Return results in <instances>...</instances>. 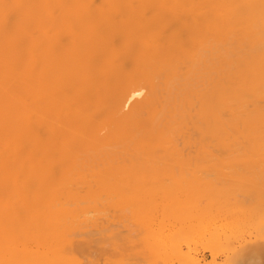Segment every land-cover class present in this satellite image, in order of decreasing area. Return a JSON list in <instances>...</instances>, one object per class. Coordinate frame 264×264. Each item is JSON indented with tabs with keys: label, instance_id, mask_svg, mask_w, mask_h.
I'll use <instances>...</instances> for the list:
<instances>
[{
	"label": "bare ground",
	"instance_id": "obj_1",
	"mask_svg": "<svg viewBox=\"0 0 264 264\" xmlns=\"http://www.w3.org/2000/svg\"><path fill=\"white\" fill-rule=\"evenodd\" d=\"M258 171L264 0H0V264H218Z\"/></svg>",
	"mask_w": 264,
	"mask_h": 264
},
{
	"label": "rangeland",
	"instance_id": "obj_2",
	"mask_svg": "<svg viewBox=\"0 0 264 264\" xmlns=\"http://www.w3.org/2000/svg\"><path fill=\"white\" fill-rule=\"evenodd\" d=\"M263 173L264 172H261V171H258V172H256V174H261V175H263ZM237 192H239V191H237ZM240 193V192H239ZM240 195V194H239ZM261 215L263 216V214H262V212H261ZM261 215L259 214V215H257L256 216V218L254 219V221L253 222H251V221H247L248 223L249 222H251L250 224H248L247 222H246V224L245 223H243V224H245V225H243V226H239L240 228H238L236 225H234V226H236V228L237 229H235V227H231L230 228V231H228V233L230 234H232V235H230V237L229 238H231L230 239V243H232V244H230L229 246H224V245H226V244H224L223 242V245L219 242L218 243V246H216V244H215V246L213 247L215 250H214V252L216 251V253L218 254V258L216 259V263H218V264H224V258H225V255L226 254H230L229 252L231 251H233V250H230V249H232L233 247H235V246H237L238 245V243L240 244V242H242V243H244V242H249V241H253V240H256L257 242H264V217H261ZM261 217V218H257V217ZM263 218V219H262ZM124 221V224L126 223V224H129L130 225V223H128V221H130V220H132L131 218L129 219L128 217H126V216H124L123 218H122ZM133 221V220H132ZM210 221V220H209ZM256 221H258V222H256ZM207 222V221H206ZM222 223L223 222H225L224 220L223 221H221ZM221 222H219V223H221ZM133 223H134V221H133ZM209 222H207V224H208ZM212 223V222H211ZM263 223V224H262ZM132 224V223H131ZM228 224V223H227ZM234 224V223H233ZM233 224L232 225H229V226H233ZM134 225V224H133ZM242 225V224H241ZM253 225V226H252ZM263 225V226H262ZM261 226V227H260ZM134 227V226H133ZM228 228V227H227ZM232 228H233V230H232ZM229 229V228H228ZM235 230V231H234ZM237 235V236H236ZM124 242V250H123V254H122V256H121V261L122 262H135V264H153L154 262L152 261L153 260V257L151 256V254L149 253V252H144L142 255H138L137 256V258H133V256L134 255H130V250H131V246H128V243L126 242V240H124L123 241ZM220 244V245H219ZM222 245V246H221ZM192 247H193V250H195L196 252H197V254H198V256L200 257V258H203V262H209V260H210V256H209V248L207 249L206 248V250H204L205 248H203V245H199L198 243H196V244H194V245H191ZM223 246H224V248H223ZM233 246V247H232ZM211 247V248H212ZM216 247V248H215ZM231 247V248H230ZM213 250V249H212ZM86 251H88V250H86ZM81 251H79V253H80ZM85 252V250L83 251V253ZM78 252H77V254H79ZM90 253V252H89ZM64 255V254H63ZM84 255L86 256V252H85V254H83L82 255V253L81 254H79V255H77L79 258H83L84 257ZM90 256V255H89ZM132 256V257H131ZM68 257V256H67ZM87 257V256H86ZM115 257H117V256H115ZM114 256H111V257H109L108 258V261H109V264H117V263H115V261H116V258H115ZM65 258V257H64ZM78 258V259H79ZM77 259V258H76ZM72 260H75V259H72ZM84 260H86L85 259V257H84ZM83 260V261H84ZM157 260H159V258L157 259ZM61 261H62V259H61ZM66 261L67 260H65L64 259V262H65V264H67L66 263ZM103 261H105L102 257L99 259V264H101V263H103ZM261 261H263L264 262V256H262V258H261ZM63 262V263H64ZM72 262V261H71ZM153 262V263H152ZM62 263V262H61ZM125 263H123V264H125ZM122 264V263H121ZM127 264V263H126ZM228 264V263H227Z\"/></svg>",
	"mask_w": 264,
	"mask_h": 264
}]
</instances>
